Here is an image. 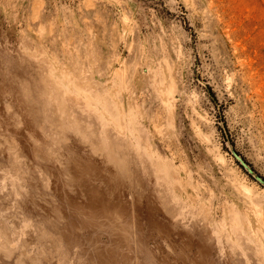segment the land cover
Here are the masks:
<instances>
[{
  "label": "rangeland",
  "instance_id": "1",
  "mask_svg": "<svg viewBox=\"0 0 264 264\" xmlns=\"http://www.w3.org/2000/svg\"><path fill=\"white\" fill-rule=\"evenodd\" d=\"M0 264H264V0H0Z\"/></svg>",
  "mask_w": 264,
  "mask_h": 264
},
{
  "label": "water",
  "instance_id": "2",
  "mask_svg": "<svg viewBox=\"0 0 264 264\" xmlns=\"http://www.w3.org/2000/svg\"><path fill=\"white\" fill-rule=\"evenodd\" d=\"M238 160L241 162L242 166H245L244 162L240 159V157L236 156Z\"/></svg>",
  "mask_w": 264,
  "mask_h": 264
}]
</instances>
